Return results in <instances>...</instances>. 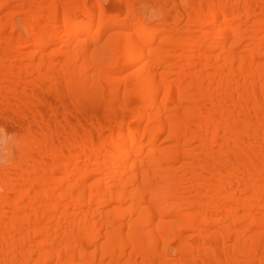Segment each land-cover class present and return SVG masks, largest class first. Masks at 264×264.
Wrapping results in <instances>:
<instances>
[{
  "label": "bare ground",
  "instance_id": "bare-ground-1",
  "mask_svg": "<svg viewBox=\"0 0 264 264\" xmlns=\"http://www.w3.org/2000/svg\"><path fill=\"white\" fill-rule=\"evenodd\" d=\"M107 2L0 0V264H264V0Z\"/></svg>",
  "mask_w": 264,
  "mask_h": 264
},
{
  "label": "rangeland",
  "instance_id": "rangeland-1",
  "mask_svg": "<svg viewBox=\"0 0 264 264\" xmlns=\"http://www.w3.org/2000/svg\"><path fill=\"white\" fill-rule=\"evenodd\" d=\"M107 1H108L107 3H110L109 1H111V2H112V0H107ZM100 107H101V106H100ZM101 111H102V110H100L99 112L101 113Z\"/></svg>",
  "mask_w": 264,
  "mask_h": 264
}]
</instances>
